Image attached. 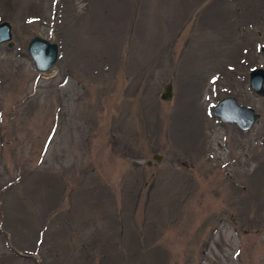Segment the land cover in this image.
Here are the masks:
<instances>
[{"label":"rangeland","instance_id":"obj_1","mask_svg":"<svg viewBox=\"0 0 264 264\" xmlns=\"http://www.w3.org/2000/svg\"><path fill=\"white\" fill-rule=\"evenodd\" d=\"M2 20L0 264H264V0H0ZM33 35L57 44L43 72ZM228 95L249 129L211 113Z\"/></svg>","mask_w":264,"mask_h":264},{"label":"water","instance_id":"obj_2","mask_svg":"<svg viewBox=\"0 0 264 264\" xmlns=\"http://www.w3.org/2000/svg\"><path fill=\"white\" fill-rule=\"evenodd\" d=\"M11 26L9 22L0 21V44L5 43L6 46H12ZM57 44L47 39L33 35L26 43V51L32 61L34 68L38 72L49 69L57 58ZM258 51L264 55V45L260 46ZM248 89L257 96L264 93V69L262 67H253L248 73ZM172 97V86L170 82L163 85L159 94V98L164 101L170 100ZM211 113L220 121L235 125L240 130L249 129L258 118V113L250 106L239 104L235 97L224 96L220 98L211 108ZM152 161H158L160 155L153 154ZM150 164V161H146Z\"/></svg>","mask_w":264,"mask_h":264}]
</instances>
